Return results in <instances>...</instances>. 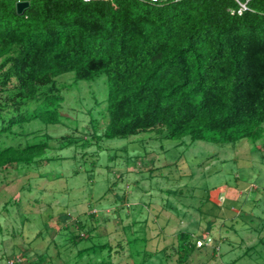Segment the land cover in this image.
<instances>
[{
	"label": "trees",
	"instance_id": "obj_1",
	"mask_svg": "<svg viewBox=\"0 0 264 264\" xmlns=\"http://www.w3.org/2000/svg\"><path fill=\"white\" fill-rule=\"evenodd\" d=\"M18 1L0 0V170L52 164V142L64 150L142 134L192 145L264 139V0H23L31 5L22 16ZM82 84L99 91L78 97L70 114L68 94ZM34 122L69 130L40 136L29 132ZM96 215L62 229L79 261L124 250L121 242L78 248L93 242ZM140 241L127 240L132 257ZM199 241L180 231L167 256L188 264L207 245Z\"/></svg>",
	"mask_w": 264,
	"mask_h": 264
},
{
	"label": "rangeland",
	"instance_id": "obj_2",
	"mask_svg": "<svg viewBox=\"0 0 264 264\" xmlns=\"http://www.w3.org/2000/svg\"><path fill=\"white\" fill-rule=\"evenodd\" d=\"M61 81L71 83L72 76ZM97 91L95 84L73 88L66 110L73 114L70 109L81 108L78 97L91 99ZM88 119L82 116L79 122ZM29 128L40 136L69 130L39 122ZM155 136L85 149L60 150L52 142L54 150L47 155L55 159L52 164L0 170V264H180L177 253H167L183 230L200 239L198 246L207 243L188 264H264V139L238 146L192 145L160 142ZM91 213L99 220L95 238L78 248L121 242L124 250L75 258L71 236L62 229L75 232L76 222H90L85 215ZM136 236L147 239L138 246L140 257H132L127 244ZM219 246L221 251L214 252Z\"/></svg>",
	"mask_w": 264,
	"mask_h": 264
},
{
	"label": "water",
	"instance_id": "obj_3",
	"mask_svg": "<svg viewBox=\"0 0 264 264\" xmlns=\"http://www.w3.org/2000/svg\"><path fill=\"white\" fill-rule=\"evenodd\" d=\"M30 5V1H18L16 3L17 14L22 16L26 12V10L29 9Z\"/></svg>",
	"mask_w": 264,
	"mask_h": 264
},
{
	"label": "built area",
	"instance_id": "obj_4",
	"mask_svg": "<svg viewBox=\"0 0 264 264\" xmlns=\"http://www.w3.org/2000/svg\"><path fill=\"white\" fill-rule=\"evenodd\" d=\"M19 1H23V0H19ZM86 2H89L91 0H85ZM242 9H246V5H242ZM241 12V11H240Z\"/></svg>",
	"mask_w": 264,
	"mask_h": 264
}]
</instances>
